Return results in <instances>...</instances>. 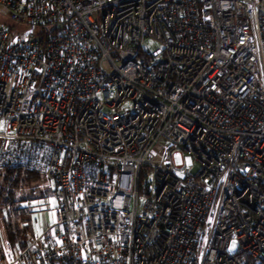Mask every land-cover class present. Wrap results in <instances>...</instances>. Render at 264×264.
<instances>
[{
    "label": "built area",
    "instance_id": "2783aa9c",
    "mask_svg": "<svg viewBox=\"0 0 264 264\" xmlns=\"http://www.w3.org/2000/svg\"><path fill=\"white\" fill-rule=\"evenodd\" d=\"M0 15V169L38 171L55 199L0 264H264V0H0Z\"/></svg>",
    "mask_w": 264,
    "mask_h": 264
},
{
    "label": "rangeland",
    "instance_id": "374dc122",
    "mask_svg": "<svg viewBox=\"0 0 264 264\" xmlns=\"http://www.w3.org/2000/svg\"><path fill=\"white\" fill-rule=\"evenodd\" d=\"M0 24L9 25L11 22L7 17L0 15ZM28 28L29 25L27 24H17L15 31L22 33ZM141 47L143 51H155L160 49L162 45L151 38H146ZM165 145L166 141L159 138L152 150L155 153H159ZM151 158L152 160H156L157 156L152 154ZM174 163L176 166L191 167L195 162L192 156L182 151L174 154ZM53 187V181L45 179L41 174L32 173L28 180L22 182L15 189L14 201L8 202V204L4 201L5 189L8 188V185L5 182L3 174L0 172V242L7 240L4 228L6 212L12 215L14 222L18 224L21 231L25 229V233L23 234V239L25 240L28 233L34 232L37 234L51 222L52 210L55 206ZM143 200L142 196L138 198L139 212L142 210ZM17 246L18 244L15 247L17 248ZM234 248L232 243L230 249L234 250Z\"/></svg>",
    "mask_w": 264,
    "mask_h": 264
},
{
    "label": "trees",
    "instance_id": "16d2710c",
    "mask_svg": "<svg viewBox=\"0 0 264 264\" xmlns=\"http://www.w3.org/2000/svg\"><path fill=\"white\" fill-rule=\"evenodd\" d=\"M0 172L3 174L5 182L8 185V188L5 189L4 196V201L7 203L14 201L15 189H17L22 182L28 180L32 173L39 174L38 171L28 170L20 166L4 167L0 169ZM4 228L7 237V240H5L6 242L11 244L14 248H16V244H18L17 248L25 247L26 240L23 239L25 229L22 231L19 229L18 224L14 222L12 215L9 212H6L4 217Z\"/></svg>",
    "mask_w": 264,
    "mask_h": 264
},
{
    "label": "snow or ice",
    "instance_id": "6c2138e0",
    "mask_svg": "<svg viewBox=\"0 0 264 264\" xmlns=\"http://www.w3.org/2000/svg\"><path fill=\"white\" fill-rule=\"evenodd\" d=\"M54 203V202H53ZM233 247H235V241L233 242Z\"/></svg>",
    "mask_w": 264,
    "mask_h": 264
}]
</instances>
